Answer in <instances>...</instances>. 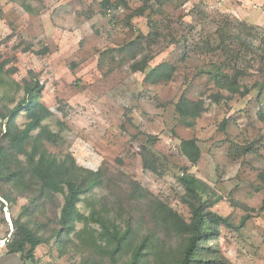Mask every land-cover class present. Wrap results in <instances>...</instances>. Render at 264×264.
<instances>
[{"label": "rangeland", "instance_id": "1", "mask_svg": "<svg viewBox=\"0 0 264 264\" xmlns=\"http://www.w3.org/2000/svg\"><path fill=\"white\" fill-rule=\"evenodd\" d=\"M230 31L248 46L264 47V0H0V64L6 71L0 109L18 105L25 82L44 85L42 102L53 113L44 124L61 136L59 144H47L49 152L59 159L70 153L79 167L102 176L82 196L79 210L101 212L122 232L127 224L136 227L135 245L117 255L118 264H128L144 236L168 255L178 254L184 237L159 225L155 206L190 221L184 174L210 186L203 199L233 224L202 242L199 264H264V123L257 115L264 90L255 88L264 78L253 68L240 78L251 88L248 96L223 92L220 104L209 98L218 90L208 72L226 56L207 54L204 43L217 46ZM182 97L204 102L190 127L176 109ZM26 122L22 112L17 123ZM5 132L0 117V142ZM192 138L202 151L196 165L180 149ZM13 198L0 196V237L12 238L18 220L44 239L35 251L42 264H112L106 252L113 246L99 237L97 223L90 226L98 243L74 233L56 238L62 195L31 215L23 213L26 197ZM83 227L76 224L77 231ZM141 264L170 263L149 249Z\"/></svg>", "mask_w": 264, "mask_h": 264}, {"label": "trees", "instance_id": "2", "mask_svg": "<svg viewBox=\"0 0 264 264\" xmlns=\"http://www.w3.org/2000/svg\"><path fill=\"white\" fill-rule=\"evenodd\" d=\"M240 25L246 27L243 24ZM228 27L229 22L226 23L225 29ZM230 33L229 36L222 34L217 46H214L211 41L204 43L207 54L221 51L226 56L223 62L213 63L211 66L213 68L208 72L218 90L209 95V98L216 104H220L225 98L223 92L239 95L242 98L248 96L251 88L242 85L240 78L248 77L253 68L255 73L264 78V47L248 46L246 42H241L239 34L231 31ZM230 43L235 46H230ZM249 54L250 57L253 54V57L250 58ZM244 62L245 65H243ZM164 68L165 65L157 67V69ZM157 69L152 71H157ZM5 72V66L0 64V81H3ZM255 88L264 90V81ZM22 90L24 96L17 106L12 109H0V117L4 120L6 127V132L0 142V196L7 201L12 200L15 193L26 197L29 204L24 207L23 213L31 215L39 211L41 204L54 201L56 195H62L64 204L58 220L59 228L54 232L56 238L65 240L74 233L77 240H92L93 243H98L95 241L97 230L90 226V223H97L101 228L99 237L109 246H113L106 254L110 255L112 264H118L117 255L126 253L135 245L136 227L127 224V230L122 232L115 221L111 224V219L105 218L97 210H93L89 216L81 213L78 205L83 201L82 196L100 185L101 173L79 167L70 153L66 154L63 159H59L49 152L47 144H59L61 136L44 124L53 115L52 111L42 102L44 85L38 80H32L25 82ZM176 109L183 123L188 127L193 126L205 111L203 101L194 102L186 97L180 99ZM22 112L25 113L27 122L20 127L17 118ZM257 115L259 121L264 123V109H261ZM180 149L191 164L196 165L200 161L202 151L196 139L182 140ZM261 177L264 182V173ZM180 182L186 192L185 201L191 208L192 216L189 222L184 221L167 206L161 204L155 206L159 225L184 237L178 254L168 255L163 245L161 249L157 248L149 236H144V239L132 251L128 264H141L149 249H153L162 261L169 259L170 264H199L197 257L204 249L202 242L221 226L233 228L228 218L212 212L210 210L212 205L208 200L203 199V196L211 191L210 186L192 174H184ZM217 202L219 200L215 201ZM245 222L246 218L242 220V224ZM77 223L84 224L79 231L76 230ZM14 225L16 231L13 237L10 239L5 237L10 240L9 252L21 254L24 259L34 261V253L38 246L44 243V239L39 235L38 229L31 228L26 223L16 220ZM202 263L230 264L223 259Z\"/></svg>", "mask_w": 264, "mask_h": 264}, {"label": "crops", "instance_id": "3", "mask_svg": "<svg viewBox=\"0 0 264 264\" xmlns=\"http://www.w3.org/2000/svg\"><path fill=\"white\" fill-rule=\"evenodd\" d=\"M10 240L0 237V264H42L34 253V261L26 260L21 254L10 253L8 243Z\"/></svg>", "mask_w": 264, "mask_h": 264}, {"label": "built area", "instance_id": "4", "mask_svg": "<svg viewBox=\"0 0 264 264\" xmlns=\"http://www.w3.org/2000/svg\"><path fill=\"white\" fill-rule=\"evenodd\" d=\"M195 1H197V2H208L210 0H195Z\"/></svg>", "mask_w": 264, "mask_h": 264}]
</instances>
